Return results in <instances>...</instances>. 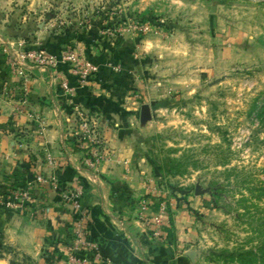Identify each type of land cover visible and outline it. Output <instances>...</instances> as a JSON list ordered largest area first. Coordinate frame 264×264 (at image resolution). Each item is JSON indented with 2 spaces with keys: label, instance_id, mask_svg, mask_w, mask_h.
Here are the masks:
<instances>
[{
  "label": "crops",
  "instance_id": "1",
  "mask_svg": "<svg viewBox=\"0 0 264 264\" xmlns=\"http://www.w3.org/2000/svg\"><path fill=\"white\" fill-rule=\"evenodd\" d=\"M97 1L0 0V195L29 190L21 208L0 207V264H63L79 224L96 247L86 251L89 264H190L185 254L191 248L183 246L193 231L181 207L172 211L173 226L163 220L160 237L152 235L157 200L147 196L148 169L135 147L141 105L154 102V114L167 109L158 107L160 94L170 91L165 82L182 79L172 74L164 80L165 63L147 62L160 57L163 43L157 38L135 50L127 42L112 48L98 35L99 18H89L85 28L61 30L48 17L63 8L89 15ZM153 1L125 0V5L143 11ZM68 45L98 67L86 85L59 59ZM35 48L58 58L54 70L28 66L21 54ZM140 61L147 62L145 67H138ZM13 63L23 67L25 77ZM144 70L156 78L144 77L149 75ZM64 81L73 93L63 90ZM78 114L99 124L104 158L95 172L84 166L87 144L80 148L74 136ZM37 176L46 181L38 183ZM52 177L63 186L83 187L82 210L63 200L49 182Z\"/></svg>",
  "mask_w": 264,
  "mask_h": 264
},
{
  "label": "rangeland",
  "instance_id": "2",
  "mask_svg": "<svg viewBox=\"0 0 264 264\" xmlns=\"http://www.w3.org/2000/svg\"><path fill=\"white\" fill-rule=\"evenodd\" d=\"M82 10L48 17L61 30L99 18L98 35L112 48L127 42L135 50L157 38L160 57L147 62L165 63L164 80L182 79L165 82L167 109L135 124L154 216L164 206L172 225L181 207L193 231L183 246L197 252L193 264H264V0H154L143 11L99 0L91 14Z\"/></svg>",
  "mask_w": 264,
  "mask_h": 264
},
{
  "label": "built area",
  "instance_id": "3",
  "mask_svg": "<svg viewBox=\"0 0 264 264\" xmlns=\"http://www.w3.org/2000/svg\"><path fill=\"white\" fill-rule=\"evenodd\" d=\"M22 59L27 62L28 66H34L45 69L54 70L57 65V57L48 54L40 48L30 49L21 54ZM60 61L70 66L71 74L74 75L81 85H86L93 76L98 72V67L91 63L81 52L71 49H65L59 56ZM19 76L25 77V71L22 66L13 63ZM61 87L67 93H73L67 82H62ZM74 136L78 142V146L84 148L87 152L83 162L86 169L97 171L98 165L104 158L103 139L99 132V126L96 118L78 114V125ZM48 164H53L52 159L47 156ZM38 183L46 181L42 176H37ZM49 182L55 190L61 193L63 200L70 204L76 210H82L81 197L83 195V187L81 185L63 186L56 178H49ZM29 199V190H17L7 195H0V207L8 209L21 208ZM164 206L160 207L159 214L153 216L150 220L152 224V235L159 237L163 225ZM140 218L144 221L143 213ZM87 239V229L83 224L74 227L71 235V242L66 249V257L63 264H89V258L86 251L95 249ZM53 264V263H52ZM57 264V263H54Z\"/></svg>",
  "mask_w": 264,
  "mask_h": 264
},
{
  "label": "water",
  "instance_id": "4",
  "mask_svg": "<svg viewBox=\"0 0 264 264\" xmlns=\"http://www.w3.org/2000/svg\"><path fill=\"white\" fill-rule=\"evenodd\" d=\"M155 109H156L155 104H150V105L143 104V105H141L140 112H139V122L141 125H144L145 123L151 121L154 118ZM203 192L204 191L201 190L199 185H197L195 187V194L196 195L202 194ZM185 255L189 258L190 262L193 264L195 261V257L197 255V252L188 251V252H186Z\"/></svg>",
  "mask_w": 264,
  "mask_h": 264
},
{
  "label": "trees",
  "instance_id": "5",
  "mask_svg": "<svg viewBox=\"0 0 264 264\" xmlns=\"http://www.w3.org/2000/svg\"><path fill=\"white\" fill-rule=\"evenodd\" d=\"M169 103L168 101L164 100V101H161L159 102L158 104V107H161V108H166V107H169ZM11 264H19V263H16V262H13Z\"/></svg>",
  "mask_w": 264,
  "mask_h": 264
}]
</instances>
